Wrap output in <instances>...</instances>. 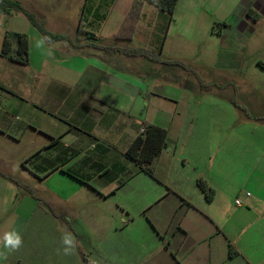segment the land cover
Here are the masks:
<instances>
[{
    "label": "crops",
    "instance_id": "0c3cea01",
    "mask_svg": "<svg viewBox=\"0 0 264 264\" xmlns=\"http://www.w3.org/2000/svg\"><path fill=\"white\" fill-rule=\"evenodd\" d=\"M133 2L96 0L90 28L100 18L106 23L122 4L111 31L115 39ZM260 29L264 0H178L172 21L146 3L131 40L137 47L129 41L117 45L159 52L162 60L180 61L187 69L100 51L93 46L97 41L52 39L31 23L25 31L0 30V52L6 32H18L29 36L30 53L27 65L0 54V135L32 142L25 170L34 164L37 177L51 183L43 201L48 209L27 197L14 224L7 197L16 180L0 171V249L5 232L15 229L23 237L22 247L0 264H85L91 249L102 255L96 262L86 258L90 264H157V250L143 246L137 230L142 210L150 212L154 241L180 231L181 264H264V88L241 89L231 74L224 86H186L191 71L201 84L208 81L182 57L185 48L203 46L209 36L220 42L219 72L239 70L242 49L257 40ZM140 79H148L145 87ZM195 94L211 96V103L194 100ZM150 125L166 129L168 137L156 160L143 167L127 150ZM239 174L248 181L246 193L235 188ZM145 179L157 194L141 205L137 197ZM199 180L214 190L212 201ZM127 194L135 196L137 208L124 201ZM239 195L243 200L236 206ZM34 217L37 230L31 228ZM68 222L84 227L79 232ZM69 234L75 248L65 255L62 238Z\"/></svg>",
    "mask_w": 264,
    "mask_h": 264
},
{
    "label": "rangeland",
    "instance_id": "374dc122",
    "mask_svg": "<svg viewBox=\"0 0 264 264\" xmlns=\"http://www.w3.org/2000/svg\"><path fill=\"white\" fill-rule=\"evenodd\" d=\"M11 1L18 2L25 10L34 14L37 20L47 29L49 28L51 31L61 33L64 39H68L72 42H85L86 40H90V38H92L91 34L94 32L96 35H98V40L102 41V43H104V41L114 43L115 39L114 36L112 37L111 31L114 29L113 25H116L119 22V17L117 14H115V12L123 10L121 9L122 4L114 6L111 10L112 14H109L108 21L105 23L100 18L96 22L95 26H93L92 30L89 25V22L91 21L90 10L94 5H96V0ZM98 5L99 4H97V6ZM81 21H83L82 25ZM30 23L31 22L29 19L23 13L14 11L11 16L6 14L1 15L0 30L1 32L3 30L25 31L27 26H30ZM108 30H110V32H108V34L111 35L110 38L107 34ZM257 34V40L255 39L250 41L249 46L242 49V54L245 55V59L242 64V68L239 70H222L219 72L216 65L217 52L220 49V42L211 40L209 36H206L203 46L185 48L184 56L182 57L185 58L190 66L194 67L196 71L199 72V75L203 78V80L208 81L207 85L201 84L202 82L197 77H195L193 75L194 73L191 71V73L185 74L186 86L189 85L190 87L204 88L212 87L216 83H222V86H224V83L227 81L226 77L231 74L236 77V81L241 87H243L241 89L245 90L254 87L264 88V70L260 64V61H264V38L261 37V35L264 34L263 29H260ZM131 40L126 42V44H130L129 46L132 47H137L138 43H133ZM81 53L84 52L81 51ZM141 69L144 71L143 73L149 71L148 67H142ZM146 80L140 79L141 84L144 87L148 82ZM174 82L175 86H181L178 84L179 80ZM191 98L196 101L201 100L202 102H207V104L211 103V96L209 95L205 96V94H195L192 95ZM33 149L34 144L27 139L21 141L20 143H15L0 135V171L7 173L11 179L17 181L16 184V181L14 182V187L12 190H9L7 197V209H9L12 215V221L14 224L17 222V212L22 206V202L25 198H33L42 207H46L44 202L48 200L47 191L45 190H47L46 187H48V184H51L50 181L48 184H46L37 177V171L34 164H27L28 169L25 170L27 163L26 161L29 159V154L31 151H33ZM243 173L240 172L241 175ZM240 174L235 179V188L243 189V191L246 193L248 181L242 178ZM140 188L141 196L137 198H140L141 205H144L145 202L151 201L153 196L157 194V187L146 179L143 180ZM134 199L135 196H132V194H127L124 196V201L128 204H133L135 202ZM237 199H240L241 202L243 200L241 195H239ZM90 201L85 202L83 205L88 204ZM135 206L136 208L138 207L137 201L135 202ZM149 214L150 212L142 210L141 215H139L137 218V221L142 220L140 228H137V230H140L142 237H144L143 240L141 239V244H143V246L144 244H147L148 246L154 247L157 250V264H167V261L165 260V254H168L169 256L168 264H181L183 258L181 252L179 251L180 231H177V228H174V230L176 229V232L171 230L163 235V239L154 241L153 238H151V235H149L153 230V224L148 218ZM35 215L36 213L34 216ZM31 222H33L32 224L29 223L31 224V228L35 225V230H37V217H34ZM64 224L66 223L64 222ZM67 225H72L79 232L84 227L83 224L73 222L72 224L68 222ZM138 225L139 224H136V226ZM92 240L95 247H98L97 243H100V240L95 235ZM155 242L157 243L154 244ZM100 255L102 254L99 249H91L86 255L83 256V261L85 262V257L96 262ZM85 264L87 263L85 262Z\"/></svg>",
    "mask_w": 264,
    "mask_h": 264
},
{
    "label": "trees",
    "instance_id": "16d2710c",
    "mask_svg": "<svg viewBox=\"0 0 264 264\" xmlns=\"http://www.w3.org/2000/svg\"><path fill=\"white\" fill-rule=\"evenodd\" d=\"M146 3L154 5L161 12L166 13L170 21H172L178 0H134L130 12L126 16L121 29L115 36V42L102 44L99 40L94 38V34H91L92 38H90V40L99 42L97 44H93L94 48L105 52H121L127 55L142 56L149 60L163 62L168 65L180 66L187 69V67L180 61L162 60L159 52L157 54H153L149 50L127 49L117 45L120 41H130L133 39L137 22L142 15L143 6ZM14 11L23 13L42 35L52 39H64L62 35H53L48 32L44 28V25L37 20L36 16L25 10L18 2L0 0V15H11ZM251 13L252 12H250V14ZM82 24L83 21H81V25ZM0 54L2 57L16 63L23 65L29 64V36L25 33L6 32ZM167 137L168 132L166 129L157 125H150L146 127L145 133H140L139 136L132 142L127 150V156L143 167H149L165 148ZM198 185L206 194L207 200L212 201L214 197V190L211 189L204 180H199ZM84 259L87 264H90L85 257Z\"/></svg>",
    "mask_w": 264,
    "mask_h": 264
},
{
    "label": "clouds",
    "instance_id": "9594fccd",
    "mask_svg": "<svg viewBox=\"0 0 264 264\" xmlns=\"http://www.w3.org/2000/svg\"><path fill=\"white\" fill-rule=\"evenodd\" d=\"M44 45V40L37 42L36 47L41 48ZM50 54V52H49ZM62 243L65 246L63 251L65 255L72 254V251L75 248L74 238L71 237V234L66 235L62 238ZM23 245V237L19 231L13 229L4 233L2 237V249H0V261H6L8 256L18 251Z\"/></svg>",
    "mask_w": 264,
    "mask_h": 264
},
{
    "label": "built area",
    "instance_id": "2783aa9c",
    "mask_svg": "<svg viewBox=\"0 0 264 264\" xmlns=\"http://www.w3.org/2000/svg\"><path fill=\"white\" fill-rule=\"evenodd\" d=\"M146 132V127H143L142 129H141V131H140V133H145ZM241 200L240 199H236L235 200V204H236V206H241Z\"/></svg>",
    "mask_w": 264,
    "mask_h": 264
}]
</instances>
